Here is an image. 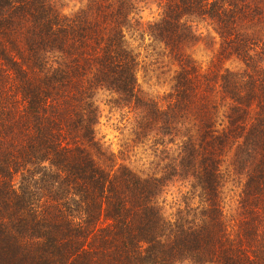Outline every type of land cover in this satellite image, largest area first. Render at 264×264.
<instances>
[{
  "label": "trees",
  "instance_id": "1",
  "mask_svg": "<svg viewBox=\"0 0 264 264\" xmlns=\"http://www.w3.org/2000/svg\"><path fill=\"white\" fill-rule=\"evenodd\" d=\"M147 32L179 71L141 94L125 40L137 0H0V264H264V0H146ZM206 22L218 43L204 68L186 51ZM236 61L240 68L223 65ZM135 114V134L173 148L167 174L200 205L167 219L162 177L118 165L96 137L95 95ZM241 178L234 223L224 173Z\"/></svg>",
  "mask_w": 264,
  "mask_h": 264
},
{
  "label": "rangeland",
  "instance_id": "2",
  "mask_svg": "<svg viewBox=\"0 0 264 264\" xmlns=\"http://www.w3.org/2000/svg\"><path fill=\"white\" fill-rule=\"evenodd\" d=\"M90 0H51L62 12L71 14L85 7ZM135 18L125 28V40L138 58L137 79L140 92L145 97L158 98L172 90L174 77L179 71L171 51L157 38L147 32V23L158 17V8L152 1L137 0ZM195 26L203 32L201 40L189 44L185 49L204 68L211 65L218 43L211 39V30L204 21L197 20ZM225 67L240 68L230 60ZM118 96L108 90H99L95 102L99 109L96 137L106 152L114 155L118 165H125L141 177H162L164 188L159 203L167 219L176 220L180 215L192 216L191 210L200 205L196 191L186 178L167 174L169 158L173 148L164 151L156 146L154 133L135 134V114L128 107L116 104ZM222 206L230 223L238 216L240 208L241 178L224 173Z\"/></svg>",
  "mask_w": 264,
  "mask_h": 264
}]
</instances>
